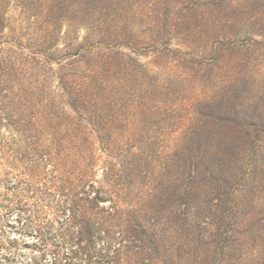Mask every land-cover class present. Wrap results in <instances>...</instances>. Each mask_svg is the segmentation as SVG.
I'll use <instances>...</instances> for the list:
<instances>
[{
	"label": "trees",
	"instance_id": "obj_1",
	"mask_svg": "<svg viewBox=\"0 0 264 264\" xmlns=\"http://www.w3.org/2000/svg\"><path fill=\"white\" fill-rule=\"evenodd\" d=\"M10 1L0 0V46L11 51L19 43L5 35ZM18 3L41 36L31 58L61 65L65 105L0 58V93L3 80L14 95H2L0 122L26 142L6 195L36 218L39 263L264 264V252L255 254L264 246V83L251 65L264 58V0ZM64 21L68 40L56 57ZM77 28L87 35L70 36ZM171 35L211 53L200 61L208 69L184 66L205 84L221 71L187 118L168 104L173 88L119 57L123 48L162 47ZM93 137L107 156L102 184Z\"/></svg>",
	"mask_w": 264,
	"mask_h": 264
},
{
	"label": "rangeland",
	"instance_id": "obj_2",
	"mask_svg": "<svg viewBox=\"0 0 264 264\" xmlns=\"http://www.w3.org/2000/svg\"><path fill=\"white\" fill-rule=\"evenodd\" d=\"M7 25L5 35L9 36L10 40L17 41L19 46L13 45L11 51L8 49L10 44L4 47L0 46V58H9L15 60L17 64H20L24 68L23 79L27 83L37 84L45 89L51 96L55 97V101L59 102L60 107L65 106L60 102L58 78L56 72L61 65L47 62L44 55L40 57H32L31 52L37 48V43L40 42V32L35 28L32 19H28L21 11V4L18 0H11L7 7ZM136 24L144 26L146 24L144 20H135ZM136 27V31L140 34L145 30V26ZM139 26V25H138ZM67 22L64 21L61 27V32L58 35L57 46L58 49L51 51L56 57H60L65 53V48H62L64 43L67 42L65 30ZM87 31L83 28H77L70 36H79L82 39L87 35ZM182 36H169V41L162 47H143L136 51H132L128 48H123V54H120L121 59L127 61L125 64H140L145 66L146 70L154 75L155 80L161 83H165L175 90L174 94H170L171 102L168 104L174 109L178 110L179 114L183 115V118L190 116L192 113L188 108V104L196 99H205L213 93V89L209 86L216 85L220 82L218 76L221 75V71L214 69L211 77L212 83L205 84L200 77V73L191 72L184 66H194L199 70H205L210 68L213 64H205L200 62L202 56H211V53H202L195 47H188L181 43ZM13 50V53H12ZM98 53L104 50V47L96 49ZM50 52V53H51ZM118 57V56H117ZM133 61H132V59ZM67 59H64L63 66L68 65ZM66 63V64H65ZM251 64L255 70V79L258 84L264 83V58ZM222 67L224 64H219ZM210 74V72H209ZM258 84L256 85L258 87ZM12 82L3 81L1 86L3 87V93H0V99L3 94L11 93L10 88ZM8 90V91H7ZM173 100V101H172ZM8 105L13 106L15 103L11 99H7ZM174 102V103H172ZM65 110L67 109L64 107ZM180 109V110H179ZM68 111V109H67ZM69 113V118L76 119L77 114L74 112ZM71 119V120H72ZM94 138V137H93ZM264 139V138H263ZM96 141L95 151L98 155L97 167L94 169L95 178L102 184L103 183V171L102 166L107 156L103 153ZM1 144L5 145L1 147ZM24 136L14 131L11 126L6 122H0V264H40L43 256L40 252V241L35 235L36 221L32 217V222L27 219L28 214L24 209H19L15 202L9 200L6 194H12L9 190L14 182H16V174L22 171L23 162L20 158H24L22 155L24 146ZM20 150V152H18ZM25 160V159H23ZM5 170H8L5 172ZM261 202V201H260ZM109 202H107L108 205ZM28 213L32 216L31 211ZM40 214V212H37ZM49 216H53L52 213ZM48 216V215H47ZM255 251L257 256L263 257L264 246H260ZM250 255V254H249ZM48 264H52L48 262Z\"/></svg>",
	"mask_w": 264,
	"mask_h": 264
}]
</instances>
